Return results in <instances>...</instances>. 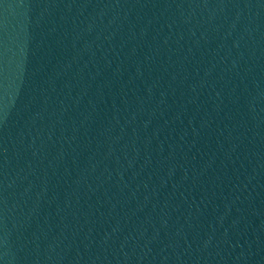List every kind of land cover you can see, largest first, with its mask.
Returning <instances> with one entry per match:
<instances>
[{
  "label": "water",
  "instance_id": "95a60500",
  "mask_svg": "<svg viewBox=\"0 0 264 264\" xmlns=\"http://www.w3.org/2000/svg\"><path fill=\"white\" fill-rule=\"evenodd\" d=\"M66 0H0V155Z\"/></svg>",
  "mask_w": 264,
  "mask_h": 264
}]
</instances>
